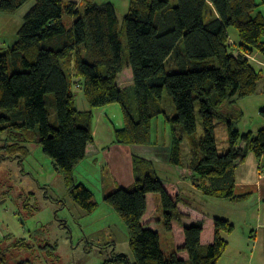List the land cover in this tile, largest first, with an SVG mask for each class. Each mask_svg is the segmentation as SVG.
<instances>
[{"label": "trees", "instance_id": "16d2710c", "mask_svg": "<svg viewBox=\"0 0 264 264\" xmlns=\"http://www.w3.org/2000/svg\"><path fill=\"white\" fill-rule=\"evenodd\" d=\"M29 1L0 0V13L15 12ZM81 3L35 0L18 40L0 53V134L7 129L18 133L4 145L0 161L22 160L33 144H40L75 202L92 212L98 206L94 193L77 181L75 171L94 142V109L119 103L124 124L115 127L113 143L154 145L153 120L164 115L172 131L169 162L185 165L181 129L190 138L186 167L198 178L201 193L244 200L246 194L235 191V168L249 153L264 160V128L241 133L236 122L244 112L237 102L256 94L262 80L250 55L264 56V0H178L175 5L170 0H130L125 15L128 58L115 4ZM232 28L239 37L237 53L231 50ZM209 58H216L217 65L205 66ZM126 65L133 83L120 87L117 77ZM73 77L84 91L88 110L76 107ZM165 92L172 98L174 114L166 109ZM197 103L204 130L200 141L194 139ZM261 115L264 118V108ZM215 119L228 124L229 148L223 154L217 148ZM157 171L155 162L134 155L133 186L105 193L104 201L129 230L134 259L118 252L103 264H217L229 246L224 234L235 228L229 219L214 218V239L207 244L201 241L203 220L185 225L184 244L169 255L160 232L143 223L149 193L159 194L166 230L186 216L178 208L182 198L170 194ZM0 264H7L1 255Z\"/></svg>", "mask_w": 264, "mask_h": 264}, {"label": "rangeland", "instance_id": "374dc122", "mask_svg": "<svg viewBox=\"0 0 264 264\" xmlns=\"http://www.w3.org/2000/svg\"><path fill=\"white\" fill-rule=\"evenodd\" d=\"M94 1L97 3L112 1L115 4L124 57L128 58L125 15L130 0ZM261 1L257 0L259 3ZM170 2L175 5L178 0H170ZM34 3L35 0H30L15 12L0 13V53L9 51L18 40V32L24 23V17ZM260 9L264 12V5H261ZM71 20L65 18L67 23ZM229 32L234 43L231 50L237 53L236 46L239 44L237 30L232 28ZM259 54L254 52L250 55L252 64L258 70L261 65L258 61ZM203 64L215 66L217 60L209 58ZM167 70L171 71L169 67ZM132 74L131 67L125 66L119 75V84L124 87L130 85L133 82ZM75 80L77 78L73 77L72 89L75 93L76 107L79 110H88L90 106L84 91L74 83ZM165 102L167 111L170 114L176 113L172 98L166 92ZM237 107L244 112L243 117L236 122V128L241 133L248 131L257 133L259 129L264 128V118L261 115V109L264 108V79L259 82L258 92L240 99ZM94 116V129L99 127L101 131L102 127H105L103 135L100 136L105 142L114 138L113 131L107 132L106 124L110 128H113V125L120 127L124 124L119 103L95 108ZM196 119L197 132L194 139L200 141L204 130L198 103ZM179 133L184 137L182 154L185 165L181 166L184 168L183 171L172 164L168 166V150L165 146L172 142V131L164 115L153 120L154 145L143 146L145 150L148 147L153 148L149 153L156 154L157 174L163 183H169L174 179L176 168L184 177L181 180L184 186H171L169 191L173 197L182 198L178 208L186 215L180 223L173 221L174 231L166 230L164 227L159 194L150 195L149 209L144 219L148 222L146 226L151 225L160 232L162 248L168 255L173 252L172 248L176 249V246L183 241L184 221L195 219L191 209L198 211L201 210L198 205L202 207L203 219L205 218L203 235L206 240L214 226L213 217L216 215L224 218L228 215L227 211L234 207L229 199L206 196L199 191H193L192 194L188 192L192 190L188 186L190 183H187L189 177L186 174L190 171L186 167V163L190 160V138L181 129ZM215 134L218 151L223 154L229 148L226 121L215 119ZM17 137L18 133L9 129L0 134V156L5 154L4 145ZM31 150V154L22 160L17 157L0 161V255L4 257L6 263L103 264L112 257L113 253L118 252L127 253L131 259H134L127 226L115 209L104 201L105 193L115 189V177L109 164L105 162L102 151L97 155L86 157L75 171L77 181L85 183L93 191V199L98 203L94 211L88 212L76 203L68 192L62 174L55 169L52 158L43 152L42 146L33 144ZM144 153L146 154L145 151ZM234 225L233 233L227 235L228 238L226 236L229 246L217 264H259V256L251 253L250 227L242 222L240 216L237 217Z\"/></svg>", "mask_w": 264, "mask_h": 264}, {"label": "crops", "instance_id": "0c3cea01", "mask_svg": "<svg viewBox=\"0 0 264 264\" xmlns=\"http://www.w3.org/2000/svg\"><path fill=\"white\" fill-rule=\"evenodd\" d=\"M76 2L77 4L82 5L81 0H72ZM94 1V0H90ZM96 2V1H95ZM112 2V1H111ZM230 33V32H229ZM258 61L261 65H259V69L262 72V80L264 79V56L259 54ZM129 65H126V67ZM262 66V67H260ZM125 68V67H124ZM131 74V73H130ZM120 75V74H119ZM119 75L117 77V83L120 87L119 84ZM133 78V77H132ZM133 83V82H132ZM131 83V84H132ZM84 111V110H83ZM107 132H112L114 135V129L115 126L113 125V128H110L109 125H107ZM123 126V125H122ZM120 126V127H122ZM103 129L100 131L99 127L94 129L93 127V135H94V142H91L88 147H87V157L92 156V155H97L99 151H102L104 160L107 164H109V167L111 168V171L115 177V186L114 188L118 187H132L134 184V174H133V156L138 155L141 157H144L146 159L152 160L155 162L157 160L156 154L155 153H149L152 151V147L145 148L140 145H133V146H125V145H119L113 143V140L109 142H105L103 139H101L100 136L103 135V130L105 127H102ZM170 145L165 146L167 148V155H168V166L171 164L169 162V151H170ZM146 152V154L144 153ZM156 163V162H155ZM173 165V164H172ZM175 166V165H174ZM179 168V170L183 171L184 168L181 166H176ZM174 169V174L175 177L174 179L169 182V183H163L165 187L167 188L168 191H170L171 186L173 187H178V186H184L182 179L184 177L180 175L179 170ZM173 171V170H172ZM182 174V173H181ZM189 180H187V183H190L188 186L191 187V194L194 193L195 191L201 192L200 187L198 186V178H194L192 176L191 171L188 173ZM235 177H236V183H235V191L237 194H246V198L241 201H232V204L234 207L230 208L229 211H227V214L224 218L229 219L233 224L235 220L237 219L238 216L242 218V222L250 227V236L252 239H250V244H251V253L252 254H257L260 258L259 264H264V160H258L253 153H249L247 155V158L245 161L238 165L235 168ZM161 180V179H160ZM162 181V180H161ZM194 191V192H193ZM150 195H155V193H149L147 195V200H148V205H147V212L149 209V198ZM156 196V195H155ZM160 199V197H159ZM160 201V200H159ZM161 205V203H160ZM198 207L201 208V210L196 211V209H191V213H193V218L194 220H185L183 227V241L176 246V248L181 247L184 244L185 241V236H184V226L188 225L190 223L203 220L204 213L202 211V207L198 205ZM199 209V208H198ZM187 211V210H186ZM144 215L143 217V223L147 224L148 222H145V217L147 215ZM189 212V211H188ZM191 215V216H192ZM189 217V216H188ZM217 217L216 215L213 217ZM188 221V222H187ZM234 221V222H233ZM214 223V222H213ZM214 225V224H213ZM235 226V225H234ZM155 230L157 228L153 226H149ZM175 227V224L172 222V229L173 230ZM204 229L203 227V232H202V237L201 241L203 244H207L213 241L214 239V226L212 231L210 230L207 239L204 240ZM174 231V230H173ZM233 233V232H232ZM246 233V231H245ZM227 235L231 234H224L226 237ZM228 238V236H227ZM226 238V239H227ZM228 240V239H227ZM205 242V243H204ZM229 242V241H228ZM175 250L172 248V251ZM183 258H187V253L186 252H181L179 254Z\"/></svg>", "mask_w": 264, "mask_h": 264}]
</instances>
